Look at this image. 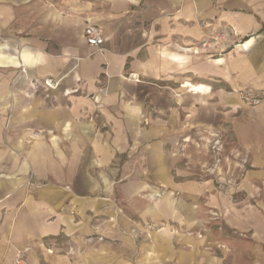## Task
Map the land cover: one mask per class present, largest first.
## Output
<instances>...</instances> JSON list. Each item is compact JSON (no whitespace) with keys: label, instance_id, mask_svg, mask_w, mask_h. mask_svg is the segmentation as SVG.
I'll use <instances>...</instances> for the list:
<instances>
[{"label":"crops","instance_id":"crops-1","mask_svg":"<svg viewBox=\"0 0 264 264\" xmlns=\"http://www.w3.org/2000/svg\"><path fill=\"white\" fill-rule=\"evenodd\" d=\"M245 89L264 90V0H0V264H264V200L224 204L174 151L228 111L250 166L236 190H264V105ZM158 190L178 196H142ZM216 209L229 230L207 224Z\"/></svg>","mask_w":264,"mask_h":264},{"label":"rangeland","instance_id":"rangeland-1","mask_svg":"<svg viewBox=\"0 0 264 264\" xmlns=\"http://www.w3.org/2000/svg\"><path fill=\"white\" fill-rule=\"evenodd\" d=\"M30 3L32 5H36L37 0H30ZM230 37H233V34L225 26L216 31L211 41L220 42L221 46L215 53L226 55L229 52L226 51L227 48H229L228 44L229 42H234ZM240 41L241 39L237 40V42L241 43ZM210 52L211 51H209L207 54H210L212 56L214 53L212 54ZM43 80H41L42 84ZM14 85L15 84L13 83L11 86ZM238 95L241 104H249V106H252L253 108L257 107L258 104L264 105V90L259 91L255 89H245L240 90ZM202 97H204V100L200 102V105L203 106H207L210 100H213V97H210L209 93L203 94ZM12 102L13 97H11L7 101V103L9 104H11ZM240 108L241 109L239 111H234L233 114L241 117L243 114H246V110L251 112V110L246 109L247 107L244 105H241ZM243 108L245 110H243ZM228 113V111L224 110L222 112L214 113L213 116L211 115L212 120L210 122H215L216 126L205 127L201 129L200 133L195 132L192 127H188L187 130H189V132L186 133L188 139H186L185 142L181 141L179 142V144L177 143L174 151L175 153L182 156L184 158L183 160L189 162L188 165L190 166V170L193 175L196 176V174H198L200 177H203V179L210 178L211 180H215L216 182H221V185H219V188L217 189L222 193L221 196L224 204L227 200L232 207L237 205V203H242L245 206L253 205L254 207H256V200H264V190L261 187L260 181L253 182L257 188L255 189V195L253 196L246 195L245 191L236 190L237 184L242 179H245L246 172L250 168V166L248 165L246 156L247 150L246 147H244V143H241L237 140L229 121H226V119L229 118ZM253 116L255 118L257 117L258 119L262 118V112L254 111ZM219 123H222V125L218 126L217 124ZM241 124L245 125V120L241 119ZM255 129L258 130L259 133H262V131L264 132V129ZM8 130V125L6 123V125L4 124L3 127V134L7 133ZM261 145L262 144H259V147ZM144 195H149L151 199H160L164 198L165 196L176 198L178 196V193L168 192L166 190H158L152 193L143 192L142 196L144 197ZM115 209L116 213L121 214V210L118 211L116 207H113V210ZM69 212L70 213L67 212V215L72 219L76 226L81 225V228L83 226V223L85 222V219L89 218V214L87 213V211H84V208L82 209V207L80 206L78 208L72 207V210ZM225 215L226 213H223L217 209L213 211L210 210L207 215V224L218 231L229 230L227 229V227H225ZM101 220L103 221L102 216L100 217V215H95L92 221L96 224V226H100L102 223ZM112 221L114 222V220ZM97 228H95V230H97ZM159 228H162V226L158 225L156 226V228L152 227L151 229ZM57 239L59 243L66 245H69L70 243L72 245V240H70L69 238H65L62 234L58 236ZM73 256H75V253L73 254Z\"/></svg>","mask_w":264,"mask_h":264},{"label":"built area","instance_id":"built-area-1","mask_svg":"<svg viewBox=\"0 0 264 264\" xmlns=\"http://www.w3.org/2000/svg\"><path fill=\"white\" fill-rule=\"evenodd\" d=\"M84 38L87 43V45L95 48L98 51L102 50V45H103V35L102 32L99 28L94 27V26H87L84 30ZM59 84L58 81H53L51 79H45L43 80V85L46 86L47 88L51 87H57ZM28 248L25 250L27 251ZM23 253V252H22ZM18 256V262H23V257L24 254Z\"/></svg>","mask_w":264,"mask_h":264},{"label":"bare ground","instance_id":"bare-ground-1","mask_svg":"<svg viewBox=\"0 0 264 264\" xmlns=\"http://www.w3.org/2000/svg\"><path fill=\"white\" fill-rule=\"evenodd\" d=\"M187 84V83H186ZM188 87H190V88H192L193 90H197V87L195 88L194 86H192V85H190V86H188ZM51 88V87H50ZM54 88V87H53Z\"/></svg>","mask_w":264,"mask_h":264}]
</instances>
